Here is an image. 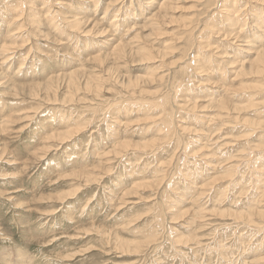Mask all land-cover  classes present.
I'll return each instance as SVG.
<instances>
[{
    "label": "rangeland",
    "instance_id": "374dc122",
    "mask_svg": "<svg viewBox=\"0 0 264 264\" xmlns=\"http://www.w3.org/2000/svg\"><path fill=\"white\" fill-rule=\"evenodd\" d=\"M3 45L0 264H264V0H0Z\"/></svg>",
    "mask_w": 264,
    "mask_h": 264
},
{
    "label": "bare ground",
    "instance_id": "6f19581e",
    "mask_svg": "<svg viewBox=\"0 0 264 264\" xmlns=\"http://www.w3.org/2000/svg\"><path fill=\"white\" fill-rule=\"evenodd\" d=\"M84 1V0H83ZM93 1V0H92ZM98 1V0H97ZM111 1V0H110ZM116 1V0H115ZM92 3V2H91ZM96 3L97 2H95V5H96ZM117 3V2H116ZM115 3V4H116ZM94 4V3H93ZM113 4V3H112ZM96 7V6H95ZM121 8V7H120ZM221 10V9H220ZM52 12H53V10H51ZM118 11V10H117ZM56 12H57V10H56ZM55 12V13H56ZM59 13V12H58ZM44 14V13H43ZM60 14V13H59ZM58 14V15H59ZM124 14V13H123ZM54 15V14H53ZM56 15V14H55ZM76 15V16H75ZM74 16H73V18H72V23H71V27H69V28H73L74 29V26L75 25H77V27L79 26V27H81L82 28V30L83 31H85V33L86 32H89L90 30H91V28H90V30H86L85 28H86V26H88V25H84L85 23L86 24H88V22H87V20H85L84 18H81L83 15H80V14H75ZM118 15V14H117ZM211 17H213V16H215V14L212 16V14L210 15ZM228 17H230V15L228 14L227 15ZM59 17V16H58ZM67 17H69V16H67ZM216 17H218L217 15H216ZM215 17V18H216ZM258 17V16H257ZM44 18L45 19H47V20H53V17H50V14L47 16V14H45L44 15ZM62 18V17H61ZM116 18V17H115ZM114 18V19H115ZM156 18V17H155ZM154 18V19H155ZM214 18V19H215ZM56 19H57V17H56ZM59 19V18H58ZM66 19V18H65ZM60 20V19H59ZM67 20V19H66ZM65 20H63L62 22H64ZM89 21V20H88ZM154 21V20H153ZM232 21V20H231ZM65 22H68V21H65ZM113 22V21H112ZM155 22V21H154ZM153 22V29H157L156 27H157V25H160V24H158V21L156 22V23H154ZM54 23H56L55 21L52 23V25L54 24ZM83 24V25H82ZM260 24V23H259ZM56 25V24H55ZM70 25V24H69ZM68 25V26H69ZM262 26V25H261ZM22 27V26H21ZM119 27V26H118ZM117 27V28H118ZM147 28V27H146ZM76 29V28H75ZM78 30L80 29V28H77ZM192 29V28H191ZM261 30V27H259V26H256V30ZM93 30V29H92ZM258 30V31H259ZM103 31V30H102ZM202 32V31H201ZM157 33V32H156ZM101 35V34H100ZM197 35V34H196ZM15 35L14 34H11L10 36H9V38L10 37H14ZM197 37V36H196ZM113 39V38H112ZM197 39V38H196ZM195 39V40H196ZM115 40V39H114ZM110 41H111V39H110ZM108 43V42H107ZM200 44V45H199ZM120 46V45H119ZM198 46H199V48H202L203 49V46L201 45V43L198 41ZM252 46V45H251ZM263 46V45H262ZM10 47V46H9ZM21 48V47H20ZM118 48V47H117ZM144 48V47H143ZM206 48V47H205ZM204 48V49H205ZM263 48V47H262ZM148 49V48H147ZM257 49V48H256ZM257 50H259V49H257ZM4 51H6V47L3 45L2 47H1V50H0V52H1V54H0V56H2V55H4L3 56V59H7L8 57H9V55H7V54H5L4 53ZM13 51H16V50H13ZM149 51V50H148ZM150 51H152V50H150ZM205 51V50H204ZM153 53V52H152ZM257 53V55L251 60V62H250V69L252 70V71H255L256 73H260V74H264V50H259L258 52H256ZM255 53V54H256ZM150 54V53H149ZM120 55V54H119ZM144 55V54H143ZM115 56V55H114ZM152 56V58H153V55H151ZM142 58H143V56H142ZM100 59V58H99ZM145 59V58H144ZM26 60L27 59H24L23 60V63L24 62H26ZM151 60V59H150ZM1 61H2V58H1ZM195 61V60H194ZM21 66V65H20ZM22 67V66H21ZM21 67H19L18 68V71H22V69H21ZM59 76V75H58ZM61 76V75H60ZM76 77H78V76H76V73H72L71 72V74H69V83H71V84H73V85H75L76 83ZM137 81H139V80H137ZM129 82V81H128ZM1 84V83H0ZM81 85V84H80ZM93 85V84H92ZM79 86V85H78ZM138 86H139V82H138ZM95 87V86H94ZM44 89V88H43ZM78 89V88H77ZM93 89V88H92ZM45 90V89H44ZM59 99V98H58ZM3 104V103H2ZM127 105V104H126ZM223 106V105H222ZM126 112V111H125ZM126 114H127V112H126ZM174 114H171V118L173 119V116ZM116 119H118V118H116ZM124 120V119H123ZM122 123V122H121ZM120 123V124H121ZM115 124H118V123H115ZM127 126V125H126ZM69 134V133H68ZM71 134V133H70ZM67 136V135H66ZM66 139V138H65ZM224 147V146H223ZM256 151V150H255ZM243 159V158H242ZM235 167V166H234ZM182 171V170H181ZM238 220V219H237ZM256 226V225H255ZM221 245V244H220ZM227 249V248H226ZM217 250V249H216ZM244 263V262H243Z\"/></svg>",
    "mask_w": 264,
    "mask_h": 264
}]
</instances>
